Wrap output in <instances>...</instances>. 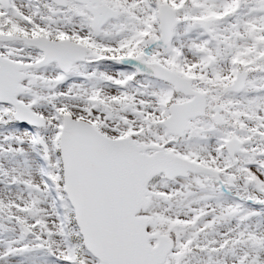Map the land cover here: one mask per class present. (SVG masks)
<instances>
[{"label": "snow or ice", "instance_id": "1", "mask_svg": "<svg viewBox=\"0 0 264 264\" xmlns=\"http://www.w3.org/2000/svg\"><path fill=\"white\" fill-rule=\"evenodd\" d=\"M0 264H264V0H0Z\"/></svg>", "mask_w": 264, "mask_h": 264}]
</instances>
